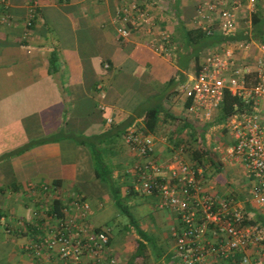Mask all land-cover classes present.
<instances>
[{"label":"crops","instance_id":"0c3cea01","mask_svg":"<svg viewBox=\"0 0 264 264\" xmlns=\"http://www.w3.org/2000/svg\"><path fill=\"white\" fill-rule=\"evenodd\" d=\"M129 1L143 9L148 23H139L140 29L126 38H117L113 19L116 10ZM159 1L154 6L155 0H8L9 18L0 23V264H35L23 245L51 223L54 198L59 199L61 212L78 196L92 198L95 206L99 198L112 202L107 188L94 178L87 148L65 134L99 133L129 115L134 116L130 126L137 129L142 126L143 109L155 105L159 110L156 124L145 135L153 143L152 158L167 177L168 158L176 154L184 136L179 120L184 100L178 102L177 92L194 70L184 32L198 30L193 15L202 0ZM174 31L181 35L177 44L172 40ZM159 37H169L170 46L156 43ZM170 47L182 56L176 58L178 65L185 68L188 60L191 71L169 61ZM176 123L179 129L174 132ZM53 135L51 141L5 155ZM112 141L108 160L112 176L117 180V173L126 172L133 185L128 170L137 158L122 136ZM171 143L175 146L170 149ZM188 159L191 162L190 152ZM143 196L156 204L158 225L174 224L173 210L159 207L154 195ZM139 205L142 214H149L145 202ZM88 210L81 223L93 227ZM145 217L148 222L135 217L136 223L147 237H157L154 224ZM108 237V254L118 264H143L133 260V252L123 258L115 256L116 247ZM253 258V264H264L261 257ZM53 262L50 258L42 264ZM205 262L223 264L215 258Z\"/></svg>","mask_w":264,"mask_h":264},{"label":"built area","instance_id":"2783aa9c","mask_svg":"<svg viewBox=\"0 0 264 264\" xmlns=\"http://www.w3.org/2000/svg\"><path fill=\"white\" fill-rule=\"evenodd\" d=\"M7 5L8 0H0V23L9 18ZM258 11L264 12V0H202L197 4L194 28L205 36L215 33L225 39L202 57L198 69L177 92L192 124L201 127L210 123L227 135L225 156L243 167L255 216L248 219L239 202L218 196L205 182L204 167L183 158L184 146H178L176 154L168 158L165 178L152 158L151 138L134 125L123 136L137 158L129 170L134 191L156 196L159 207L175 212L170 237L179 264H205L208 258L226 259L234 253L241 254L236 264H253V256L264 260V44L250 39L231 43L228 39L247 30L241 22L249 25ZM145 19L136 2H124L113 19L116 37H128L140 29L139 23H148ZM225 94L236 100L231 110L215 121ZM88 208L87 200L78 196L60 216L51 215V223L23 245L35 264L50 258H54L53 264H118L108 254V230L81 223Z\"/></svg>","mask_w":264,"mask_h":264},{"label":"rangeland","instance_id":"374dc122","mask_svg":"<svg viewBox=\"0 0 264 264\" xmlns=\"http://www.w3.org/2000/svg\"><path fill=\"white\" fill-rule=\"evenodd\" d=\"M201 1V0H198ZM197 1V2H198ZM161 3H163L161 1ZM199 3V2H198ZM160 4V1L155 0L154 6H158ZM165 5V4H164ZM166 6V5H165ZM165 8V7H164ZM164 10V9H162ZM262 12V11H261ZM243 26V28H247V30L250 28V24L245 22H241L240 24ZM150 26V25H148ZM181 32V31H180ZM161 36V35H160ZM180 33L177 31H174L173 38L174 42L177 44L180 42ZM167 38V37H166ZM161 38L160 37L156 40V43L159 42L161 44V47L163 46H170V38ZM167 41H166V40ZM162 41V42H161ZM159 46V45H158ZM168 46V47H169ZM171 50H169V61L172 64H175L178 68L183 69V71L187 72V69L189 71L192 70L193 65H188V60L186 63L185 68H182L181 65H178V62L176 60V50H173V47ZM218 48V44H213L210 46H201L198 47L195 51L197 54V58L200 61L202 57H204L207 53L212 52ZM164 52V51H162ZM167 54V53H166ZM168 55V54H167ZM167 58V57H166ZM189 60H193L191 57ZM194 62V60H193ZM182 96L180 95V98L178 99V102L182 100ZM180 100V101H179ZM182 117L179 120H182L183 124L181 127L184 129V136L181 137V141H179V144L181 146H184V159H188V154L193 149H195L198 145V131L200 128L204 129V137L206 136L207 140V150L212 154L213 161L215 164L218 165V168L220 169V175L222 176V182L215 181L214 177L216 175V171L213 170V166L210 163V161L206 158L204 154H201L199 156L201 164L204 167V173H205V182L208 184L213 183L214 184V192L218 196H229L232 197L234 200L240 203L242 207V211L244 210V207L248 209L250 203L248 202V186L249 181L245 177V172L243 167H241L237 163L229 162V160L225 156V148L229 145V139L225 132L220 129L219 127L212 128L210 127L211 124H205L201 127H193L192 123L189 122L186 118V111L184 107L181 108ZM216 122L212 123L215 124ZM174 132H177L179 129L178 124H174ZM141 133V132H140ZM170 133V132H169ZM176 137V134L171 136V141L174 140ZM173 142V141H172ZM116 146V145H115ZM174 143L170 144V149L174 148ZM112 149L110 148L108 150V160L110 161V157ZM187 155V156H186ZM189 161V159H188ZM126 168V167H125ZM128 169V168H126ZM130 170V167H129ZM128 170V171H129ZM121 171V170H120ZM127 173L122 172L120 175L117 173V184H119V197L120 201L123 205H125L128 209V211L132 214V216L137 219H141L144 222L152 221V224H154V228L159 235L157 237H151L150 243L145 242V250L148 255L147 262L143 264H178L177 262L178 258L176 257L177 254H175L174 246H173V239L169 237L170 234V225L167 224H161L158 225V218L156 213L157 212V206L153 203V200H150L149 198H146L143 195H139V193H135L133 189V185L131 182V178H127ZM131 176V174H129ZM224 180L226 183H224ZM216 182V183H215ZM212 184V185H213ZM122 196V197H121ZM104 198H99L97 201V207L90 202H92V198H87L88 204H90V208L88 210V219L90 223L94 226H101L103 228H107L109 230V235L111 241H113L112 245L116 247L114 249L115 256H123L127 253L134 252V240H136L138 237L133 231L132 227L127 222V217L123 214H121L116 207L110 203V201H105ZM90 200V201H89ZM145 202L146 207L150 210L148 212L149 214H142V207H140L139 204ZM92 206V207H91ZM251 207V206H250ZM160 209V208H158ZM255 211L253 209L247 210V213L245 216L249 219L255 216ZM142 214V215H141ZM172 220V219H170ZM174 225V224H173ZM143 227V225L141 224ZM168 231V232H167ZM167 235V236H166ZM153 250H155V253H153ZM160 259H163V262L160 261ZM129 260H127V263Z\"/></svg>","mask_w":264,"mask_h":264},{"label":"trees","instance_id":"16d2710c","mask_svg":"<svg viewBox=\"0 0 264 264\" xmlns=\"http://www.w3.org/2000/svg\"><path fill=\"white\" fill-rule=\"evenodd\" d=\"M257 13L252 14L250 21V28L248 30L239 31L235 33L233 36L230 37L228 36V39H230L229 41L231 43L237 42L242 39H246V40L250 39L255 43L264 44V12L261 13V11H259ZM184 39L186 41V45L191 47V51L188 55L192 56L194 60V69L196 70L199 67V63H198L199 60L197 58V54L195 50L201 46H210L213 44L223 43V40L225 38L220 37L215 33L211 34L210 36H205L199 30H186L184 32ZM181 57L182 56L177 55L178 59H181ZM235 100L236 99L234 97L225 94L223 105L221 106L217 119L215 121H219L224 115H226L231 110V105ZM158 111L159 110L155 105L145 107L142 111L143 112L142 126L138 127L136 130H138V132H141L142 134L152 132L156 124ZM133 119L134 116L132 115L125 116V118L120 123L110 125L112 126L110 129L99 133L87 134L84 132H71L65 135L68 138H70L76 145H82L87 148L94 178L97 179L99 183H101L107 188L112 204L121 214L127 217L128 224L132 227V229L134 230L135 234L138 237V239L134 240V249H133L134 252L131 254L133 260L136 261L138 259L140 263H145L147 262L148 255L146 253L143 242L150 243V238L147 237L146 234L143 232V230L138 226L135 218L128 211L127 207L121 203L119 197L120 186L119 184H117V181L113 178L112 167L108 162V150L110 149L109 142H111L114 137L117 138H119L120 136L123 137L126 127L130 126ZM57 135H59V133ZM54 137L55 135L47 138H41L40 140L28 142L27 144L19 148L9 151L5 155L7 156L10 154L20 153L21 151H23L32 144L51 141L52 139H54ZM201 154H204L206 156V158L212 164L213 170L216 171V175L214 177L215 181L221 183L222 182V176L220 175L221 171L218 168V165L214 163L212 154L207 150L204 144V129L202 128H200L198 131V145L195 149H193L190 152L191 163L194 162L196 163V165H201L199 164L201 162L199 158ZM203 176L205 177L204 170H203ZM53 183L55 184V182ZM224 183H226L225 180ZM247 203H249V201ZM250 206L251 205H249L248 209L245 208L246 206L244 207L243 210L244 216L247 213V210L252 209V207ZM60 209H61V205L59 204V199L54 198L50 204V215L55 214L57 216H60L62 214ZM256 217L257 220H260L259 216ZM93 228L95 230H100L103 227L93 226ZM108 242H109V237H108ZM153 253H155V250H153ZM240 255H241L240 253H234L226 259H220V261L223 264H236V261L238 260V257H240Z\"/></svg>","mask_w":264,"mask_h":264},{"label":"bare ground","instance_id":"6f19581e","mask_svg":"<svg viewBox=\"0 0 264 264\" xmlns=\"http://www.w3.org/2000/svg\"><path fill=\"white\" fill-rule=\"evenodd\" d=\"M253 208V207H252Z\"/></svg>","mask_w":264,"mask_h":264}]
</instances>
